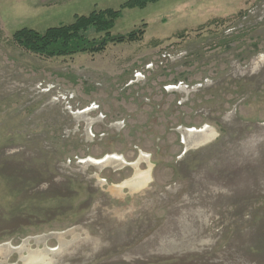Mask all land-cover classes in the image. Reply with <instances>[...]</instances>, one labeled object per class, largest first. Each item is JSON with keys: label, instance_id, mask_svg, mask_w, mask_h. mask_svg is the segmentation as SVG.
Listing matches in <instances>:
<instances>
[{"label": "rangeland", "instance_id": "374dc122", "mask_svg": "<svg viewBox=\"0 0 264 264\" xmlns=\"http://www.w3.org/2000/svg\"><path fill=\"white\" fill-rule=\"evenodd\" d=\"M127 1L0 0V247L264 264V0ZM109 9L144 40L52 60L12 40Z\"/></svg>", "mask_w": 264, "mask_h": 264}, {"label": "trees", "instance_id": "16d2710c", "mask_svg": "<svg viewBox=\"0 0 264 264\" xmlns=\"http://www.w3.org/2000/svg\"><path fill=\"white\" fill-rule=\"evenodd\" d=\"M161 0H128L122 10L146 9ZM122 10L94 11L88 16H76L73 23L52 27L44 33L23 28L14 33L13 42L24 51L47 60L73 58L77 55H101L110 45L140 43L144 30L125 35L112 33ZM98 37H91V34Z\"/></svg>", "mask_w": 264, "mask_h": 264}, {"label": "bare ground", "instance_id": "6f19581e", "mask_svg": "<svg viewBox=\"0 0 264 264\" xmlns=\"http://www.w3.org/2000/svg\"><path fill=\"white\" fill-rule=\"evenodd\" d=\"M193 132V131H192ZM196 133H198V132H196ZM190 141V140H189ZM120 159H118L117 157H109L108 159H107V161H105V162H101L102 164L103 163H109V164H113V163H115L116 161H119ZM101 163H96L97 165L99 164V165H101ZM98 165V166H99ZM38 242H41L40 240H38ZM43 242V241H42ZM28 242H26L25 244H23L21 247H19V248H15V247H13V246H11V245H4V246H2V247H0V255H4V257H5V259L7 260L8 258H9V256L11 255V254H13V253H17V254H20V258L24 261V262H28V264H44V262L42 261L43 259H42V253H32V252H29L28 251V247L26 248V246L28 245L27 244ZM25 252H29V258H24L23 257V253H25ZM36 252H38V251H36ZM41 252V251H40ZM48 252H52V251H48ZM47 251H46V253H48ZM23 254V255H22ZM45 257H46V255H45ZM41 258V259H40ZM4 260V259H3ZM5 261V260H4ZM46 262V261H45ZM24 264V263H23ZM46 264V263H45Z\"/></svg>", "mask_w": 264, "mask_h": 264}]
</instances>
